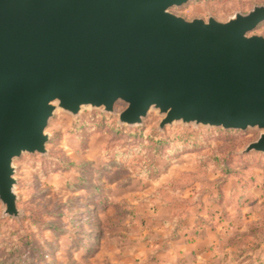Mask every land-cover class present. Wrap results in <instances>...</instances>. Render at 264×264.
<instances>
[{
  "label": "rangeland",
  "instance_id": "1",
  "mask_svg": "<svg viewBox=\"0 0 264 264\" xmlns=\"http://www.w3.org/2000/svg\"><path fill=\"white\" fill-rule=\"evenodd\" d=\"M264 0L171 9L227 22ZM264 36V22L250 35ZM85 107L57 110L46 154L14 161L18 218L0 201V264H264V131L140 125Z\"/></svg>",
  "mask_w": 264,
  "mask_h": 264
},
{
  "label": "water",
  "instance_id": "2",
  "mask_svg": "<svg viewBox=\"0 0 264 264\" xmlns=\"http://www.w3.org/2000/svg\"><path fill=\"white\" fill-rule=\"evenodd\" d=\"M199 0H0V201L18 218L14 161L46 154L57 110L140 125L264 131V6L227 22L171 12ZM264 151V133L246 152Z\"/></svg>",
  "mask_w": 264,
  "mask_h": 264
},
{
  "label": "trees",
  "instance_id": "3",
  "mask_svg": "<svg viewBox=\"0 0 264 264\" xmlns=\"http://www.w3.org/2000/svg\"><path fill=\"white\" fill-rule=\"evenodd\" d=\"M253 151H255V150H253ZM255 152L262 153V154L264 153V151H255ZM246 153H249V152H246Z\"/></svg>",
  "mask_w": 264,
  "mask_h": 264
}]
</instances>
